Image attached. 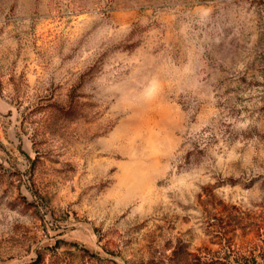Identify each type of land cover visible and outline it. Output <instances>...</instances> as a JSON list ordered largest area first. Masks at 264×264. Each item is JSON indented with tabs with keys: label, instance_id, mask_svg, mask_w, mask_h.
<instances>
[{
	"label": "rangeland",
	"instance_id": "374dc122",
	"mask_svg": "<svg viewBox=\"0 0 264 264\" xmlns=\"http://www.w3.org/2000/svg\"><path fill=\"white\" fill-rule=\"evenodd\" d=\"M0 264H264V0H0Z\"/></svg>",
	"mask_w": 264,
	"mask_h": 264
}]
</instances>
